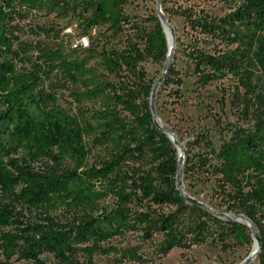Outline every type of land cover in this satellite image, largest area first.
I'll use <instances>...</instances> for the list:
<instances>
[{
    "label": "trees",
    "instance_id": "16d2710c",
    "mask_svg": "<svg viewBox=\"0 0 264 264\" xmlns=\"http://www.w3.org/2000/svg\"><path fill=\"white\" fill-rule=\"evenodd\" d=\"M128 2L0 0V264L13 258L45 264L43 254L59 264H95V255H120L109 241L130 231L151 237L160 230L165 253L214 237L224 246L229 239L243 246L254 242L247 225L182 197L178 150L154 122V83L142 66L147 58L166 61L168 39L157 14L141 36L123 37L131 23L124 10ZM212 3L226 11L211 13ZM161 4L166 16L184 21L163 89L171 86L181 96L188 75L202 87L233 80L244 113L255 102L262 108L253 129L234 131L218 149L207 134L197 136L201 150L185 155L183 178L197 173L216 180L226 212L243 214L256 226L261 237L256 258L264 264V94L254 82L255 71L264 74V0ZM38 14L75 21L82 37L94 28L106 33L90 37L84 47L49 28L43 33L50 40L32 45L22 40L16 20ZM119 37L123 45L112 46L110 40ZM177 53L191 73L176 67ZM57 77L72 88L79 116L58 105L50 90ZM86 104L92 106L82 108ZM88 141L103 155L94 165ZM144 161L150 169L141 167ZM109 196L116 206L105 209L100 202ZM162 207L173 210L156 209ZM121 257L146 262L137 248Z\"/></svg>",
    "mask_w": 264,
    "mask_h": 264
},
{
    "label": "rangeland",
    "instance_id": "374dc122",
    "mask_svg": "<svg viewBox=\"0 0 264 264\" xmlns=\"http://www.w3.org/2000/svg\"><path fill=\"white\" fill-rule=\"evenodd\" d=\"M208 9L215 15H222L226 11V9L222 8V5L216 3L208 5ZM124 10L130 17L131 23L126 26L127 30L123 37H127V35L133 36L134 34L141 36L146 29L153 27L152 16L158 15L154 0H129ZM166 17L169 19L176 33L175 36H182L184 32L183 19L176 15ZM16 23L23 29L21 34L22 40L32 45L37 43L39 39L41 41L50 40V37H45L43 33L44 30H48L49 28L62 30L61 35L71 36L75 43H83V39L89 42L90 37L96 38L106 33L104 28H94L88 36L82 37L77 30V23L75 21L69 22L53 15L38 14L34 18H18ZM123 37L110 40L111 45H123L125 39ZM84 47H87V44ZM163 64L153 61L152 58H147L142 63L144 70L148 74V78L153 83H156L161 77ZM176 67L182 71L183 75L186 72L191 73V70L185 65L181 53H177ZM184 78L185 83L181 87V96L171 93V86L167 89H163L162 84L158 86L155 108L158 124L177 137L186 155L190 153L191 156L201 150V146L198 144L200 141L197 139V136L201 134H207L213 142L214 147L218 149L224 141H228L232 137L234 131L253 129L259 120L263 118L261 113L262 108L257 102L250 105L246 113H244L242 106L239 107L241 103L235 99L234 89L232 88L233 80H225L222 83L216 82L202 87L195 84L194 77L188 75L184 76ZM254 82L258 87V92L264 94V74L260 71H255ZM50 90L56 92L58 105L61 108L71 115L78 114L79 116V109L81 107L72 102L69 96L72 88L68 84H64L57 77L53 79ZM242 92L238 95L241 96ZM91 106L92 104H86L82 108ZM88 145L93 151L89 164L94 165L103 159V155L98 148L93 146L91 141H88ZM178 156H180L179 151ZM147 159L149 160L150 157ZM147 161L143 162L141 166L143 169H150V164ZM193 161L197 163L196 159ZM182 184L188 196L208 205L216 211L233 215L230 212H226L225 206L221 205V196L224 193L218 188L217 182L212 176H199L197 173H192L188 178L182 177ZM100 205L105 209H110L116 206V200L114 197L109 196L101 201ZM135 208H139L138 205H135ZM156 209L164 213L173 210L170 207ZM212 226L213 229H217L215 225ZM189 238L190 236L187 235V239ZM163 241L162 232L154 229L151 237H146L142 231H130L124 236L112 239L109 241V245L118 248L121 254L127 249L137 248L138 253L145 259V264H239L252 252L254 243H251L249 246H243L238 244L234 239H229L224 246L217 237H214L202 244H192L187 249L176 247L170 252L165 253ZM121 254L118 256L95 255L93 262L95 264H131L127 261L121 262ZM41 258L45 264H59L50 254H43ZM11 264L34 263L24 259L13 258ZM250 264H258L257 258Z\"/></svg>",
    "mask_w": 264,
    "mask_h": 264
},
{
    "label": "water",
    "instance_id": "95a60500",
    "mask_svg": "<svg viewBox=\"0 0 264 264\" xmlns=\"http://www.w3.org/2000/svg\"><path fill=\"white\" fill-rule=\"evenodd\" d=\"M154 1H155L157 10H158L159 20L161 22V25H162L164 32H165L167 39H168V53H167L166 61L163 64L162 75L156 81V83H154L153 88H152V92H151V97H150L151 113L153 115L154 122L158 128L162 129L168 135V137L172 141V143L178 148L180 156H179V167H178V171H177V184H178V187H179V190H180L182 197L188 203L197 205V206L202 207V208H205L206 210H208L209 212L213 213L214 215H216L220 218L238 221V222H241V223L247 225L250 228V230L252 232V239H253V241L257 242V248L254 252H251L241 263H239V264H250L257 257L259 251L261 250V237H260V235L256 229V226L254 225V223L249 218H247L243 214H239L237 216H234V215H229V214H225V213L216 211V210L212 209L211 207H209L208 205H206L202 202H199L198 200L187 195V193L185 192V189L183 187V184H182L184 158L186 155V153L184 152V148L182 147L181 143L178 141L177 137L173 133L165 130L157 122L156 108H155L156 93H157L158 86L162 84V82L164 81V79L166 78V76L168 74L169 68L172 65L174 50H175V44H176V36H175L174 29L170 24L169 19L166 17L165 13L163 12L161 0H154ZM182 153L184 154L183 156H182Z\"/></svg>",
    "mask_w": 264,
    "mask_h": 264
},
{
    "label": "bare ground",
    "instance_id": "6f19581e",
    "mask_svg": "<svg viewBox=\"0 0 264 264\" xmlns=\"http://www.w3.org/2000/svg\"><path fill=\"white\" fill-rule=\"evenodd\" d=\"M256 248H257V242H256V241H254V243H253V249H252V252H254V251L256 250Z\"/></svg>",
    "mask_w": 264,
    "mask_h": 264
},
{
    "label": "built area",
    "instance_id": "2783aa9c",
    "mask_svg": "<svg viewBox=\"0 0 264 264\" xmlns=\"http://www.w3.org/2000/svg\"><path fill=\"white\" fill-rule=\"evenodd\" d=\"M77 44H78V43H77ZM81 44L86 45V44H87V41H86L85 39H83V43H81ZM74 46H76V44H74Z\"/></svg>",
    "mask_w": 264,
    "mask_h": 264
}]
</instances>
